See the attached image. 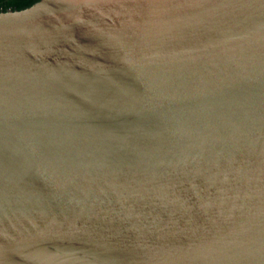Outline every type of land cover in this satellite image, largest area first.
Segmentation results:
<instances>
[{
	"label": "water",
	"instance_id": "obj_1",
	"mask_svg": "<svg viewBox=\"0 0 264 264\" xmlns=\"http://www.w3.org/2000/svg\"><path fill=\"white\" fill-rule=\"evenodd\" d=\"M0 264H264V0L0 11Z\"/></svg>",
	"mask_w": 264,
	"mask_h": 264
},
{
	"label": "trees",
	"instance_id": "obj_2",
	"mask_svg": "<svg viewBox=\"0 0 264 264\" xmlns=\"http://www.w3.org/2000/svg\"><path fill=\"white\" fill-rule=\"evenodd\" d=\"M37 0H0V11L7 9L21 10L29 7Z\"/></svg>",
	"mask_w": 264,
	"mask_h": 264
}]
</instances>
